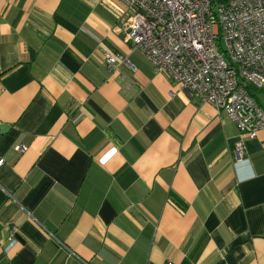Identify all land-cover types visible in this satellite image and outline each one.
<instances>
[{
    "label": "crops",
    "instance_id": "crops-1",
    "mask_svg": "<svg viewBox=\"0 0 264 264\" xmlns=\"http://www.w3.org/2000/svg\"><path fill=\"white\" fill-rule=\"evenodd\" d=\"M128 13L0 0V264H264V128L238 158L236 124L153 70Z\"/></svg>",
    "mask_w": 264,
    "mask_h": 264
},
{
    "label": "built area",
    "instance_id": "built-area-1",
    "mask_svg": "<svg viewBox=\"0 0 264 264\" xmlns=\"http://www.w3.org/2000/svg\"><path fill=\"white\" fill-rule=\"evenodd\" d=\"M120 1L129 12L125 39L155 72L192 90L236 124L234 151L242 159L244 139L264 128V104L254 93L264 92V0ZM102 58L111 70H135L126 56L106 47ZM26 148L14 146L18 153ZM5 229L12 240L17 226Z\"/></svg>",
    "mask_w": 264,
    "mask_h": 264
},
{
    "label": "rangeland",
    "instance_id": "rangeland-1",
    "mask_svg": "<svg viewBox=\"0 0 264 264\" xmlns=\"http://www.w3.org/2000/svg\"><path fill=\"white\" fill-rule=\"evenodd\" d=\"M254 93L257 95L260 103L264 104V92L255 90Z\"/></svg>",
    "mask_w": 264,
    "mask_h": 264
}]
</instances>
